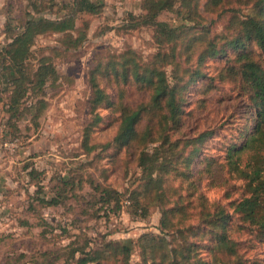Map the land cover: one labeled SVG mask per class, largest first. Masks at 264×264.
Returning <instances> with one entry per match:
<instances>
[{
    "label": "rangeland",
    "instance_id": "obj_1",
    "mask_svg": "<svg viewBox=\"0 0 264 264\" xmlns=\"http://www.w3.org/2000/svg\"><path fill=\"white\" fill-rule=\"evenodd\" d=\"M74 1L0 0V264H75L79 253L109 242L131 248L134 264L139 261L137 240L145 234L161 235L156 205H149L144 218L135 212L148 204L137 165L140 149L125 150L113 143L121 111L140 109L138 135L151 126L154 111L149 110L145 90H129L110 65L118 68L124 55L140 65L165 67L171 75L162 60V55H170L169 47L145 22V0H90L97 5L95 13L76 14L74 29L66 33L36 36L16 72L19 82L12 88L4 79L8 62L1 57L13 37L7 26H22L32 17L67 18ZM230 6L191 0L187 16L181 0H171V7L155 19L179 28L172 75L179 77L188 65L202 72L182 93L183 127L211 132L190 170L196 176L204 172L201 192L209 202H219L228 216L229 203L241 197L244 183L220 165H225L226 148L242 144L251 132L255 110L240 93L239 64L233 72L226 56L198 65L196 52L192 62L186 57L193 44L199 52L208 40L220 41L232 32L238 20L222 12ZM233 7L241 20L253 13L251 5ZM246 51L251 60L264 58L252 46ZM227 56L235 58L230 50ZM91 77L105 94L97 106ZM10 101L14 109H9ZM234 220L228 221V235L235 255L225 264H264V239ZM200 234L197 230L193 241L208 261L211 242L209 237L200 242Z\"/></svg>",
    "mask_w": 264,
    "mask_h": 264
},
{
    "label": "trees",
    "instance_id": "obj_2",
    "mask_svg": "<svg viewBox=\"0 0 264 264\" xmlns=\"http://www.w3.org/2000/svg\"><path fill=\"white\" fill-rule=\"evenodd\" d=\"M164 2L166 0L144 1L147 13L145 22L151 24L160 37H165L163 43L169 47L170 55H162V60L171 69V75L165 71V67L158 69L147 64L140 65L126 60L124 55L120 57L122 64L118 68L110 65L111 72L129 90H145L149 110L154 111L151 126L141 135H138L140 109L128 108L121 111L113 140L114 144L125 150L140 149L137 165L142 173L145 187L142 192L147 193L148 204L140 210L137 203L135 212H140L139 217L144 218L148 215L149 205L153 204L159 208L162 216L159 224L161 235L145 234L137 240L139 261L134 264H225V260L230 259L232 254L235 255L234 244L228 235L230 218L235 217L234 223H239V226L248 225L264 239V58L251 60V53L246 51L252 46L264 55V0H209L210 5L217 7L232 4L222 12L237 19V26L222 40L205 42L199 52L195 50L194 44L190 45L192 49H188L186 57L187 63L192 62L196 52L195 60L198 65L209 58L226 56L225 62L230 63V67L234 64L230 68L233 72L235 65L239 64L236 72L242 86L240 93L247 97L255 110L251 132L242 144L226 148V157L223 159L225 165H220L244 183L241 197L229 203L232 209L230 216L219 202H209L201 192L200 182L204 178V172L196 176L190 170L194 157L199 154L211 132L200 133L195 129L187 131L188 128L183 127L182 93L189 84L203 75L197 66L192 68L189 65L181 69L179 77L172 75L176 53L179 55L177 45L181 37L178 34L179 28L155 20L161 11L171 7V0H168L166 6ZM190 3L191 0H181V7L187 16L191 15L188 11L191 9ZM234 5H251L253 13L241 20L239 9H235ZM71 9L73 14L58 21L32 17L22 26H7L13 37L8 45L9 50L5 51L1 60L8 62L5 67L8 73L4 75V79L10 82L12 88L19 82L16 72H20L19 67L28 59L29 48L36 36L46 32L71 31L74 29L76 14L95 13L98 10L97 5L90 0H75ZM144 19L145 16L143 21ZM229 50L234 53V59L227 56ZM38 82L39 85L43 84ZM90 82L95 95L93 105L97 106L104 102L105 94L97 87L95 77H91ZM10 108H15L11 101ZM85 138L87 140L86 136ZM213 162L211 161L210 166ZM210 174L213 176L212 172ZM197 230L201 232L200 242L205 237H209L208 242H211L208 261L201 257V249L193 241ZM97 247L87 253H79L75 264H133L130 259L132 249L120 242H109L100 249Z\"/></svg>",
    "mask_w": 264,
    "mask_h": 264
}]
</instances>
